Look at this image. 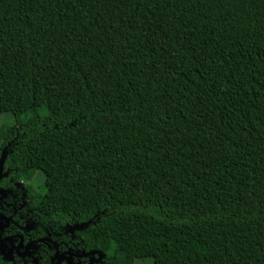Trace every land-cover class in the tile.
<instances>
[{"label":"trees","instance_id":"16d2710c","mask_svg":"<svg viewBox=\"0 0 264 264\" xmlns=\"http://www.w3.org/2000/svg\"><path fill=\"white\" fill-rule=\"evenodd\" d=\"M6 113L4 170L44 176L35 237L264 264V0H0Z\"/></svg>","mask_w":264,"mask_h":264},{"label":"flooded vegetation","instance_id":"af4514ba","mask_svg":"<svg viewBox=\"0 0 264 264\" xmlns=\"http://www.w3.org/2000/svg\"><path fill=\"white\" fill-rule=\"evenodd\" d=\"M4 153L0 156V246L12 260H5L11 264H19L30 262L31 264H56L53 261L56 254L61 255L60 264H91V256L79 257L78 255L87 254L78 248L75 240V234L79 224L69 227L70 240L69 244H65L62 235L59 240H52L47 235L35 237L33 235V226L28 223L34 212L30 209L33 203L31 198L37 195L39 185L33 187V181H17L10 177L8 170H4L3 166ZM71 244V245H70ZM0 256L2 258L3 255ZM98 256L95 255L94 259ZM92 264H107L93 261Z\"/></svg>","mask_w":264,"mask_h":264},{"label":"rangeland","instance_id":"374dc122","mask_svg":"<svg viewBox=\"0 0 264 264\" xmlns=\"http://www.w3.org/2000/svg\"><path fill=\"white\" fill-rule=\"evenodd\" d=\"M15 118L9 114V113H6L4 115H1L0 116V126H4V127H11V126H14L16 124V121L14 120ZM44 182V176L42 174H38L35 176L34 178V181H33V187L35 188L36 185H39L42 183L43 184ZM134 264H153V261L151 259H147L145 261H140V260H137L134 262Z\"/></svg>","mask_w":264,"mask_h":264},{"label":"water","instance_id":"95a60500","mask_svg":"<svg viewBox=\"0 0 264 264\" xmlns=\"http://www.w3.org/2000/svg\"><path fill=\"white\" fill-rule=\"evenodd\" d=\"M0 252H1V255H3L4 259H7V260H12V258L6 254V252H4L3 248H2V245L0 246ZM97 255L98 258L97 259H94V256ZM79 257H86V256H91V259H90V263L92 264L93 261H98V262H102L105 258V255L103 252L101 251H90L88 252L87 254H83V255H78ZM61 255L59 254H56L55 258L53 259V261H57L56 264H60L61 263Z\"/></svg>","mask_w":264,"mask_h":264}]
</instances>
